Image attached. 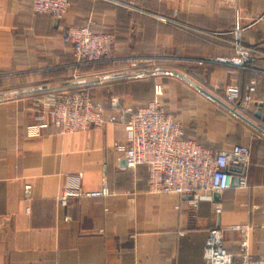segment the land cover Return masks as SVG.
Instances as JSON below:
<instances>
[{
    "label": "crops",
    "instance_id": "crops-1",
    "mask_svg": "<svg viewBox=\"0 0 264 264\" xmlns=\"http://www.w3.org/2000/svg\"><path fill=\"white\" fill-rule=\"evenodd\" d=\"M131 1L72 0L58 19L36 12L34 0H0V264H205L212 228L224 229L227 250H241L236 224L251 226L249 250L264 257V119L255 115L264 104V0H143L140 8ZM175 11L176 24L160 18ZM85 24L118 37L95 66H79L65 40L69 27ZM170 52L203 63L191 72L152 64ZM162 79L168 109L185 129L207 134L215 150L250 146L246 187L197 206L188 196L153 193L146 165L126 167L124 125L64 132L37 105L50 93L87 91L110 111L112 100L138 107ZM194 83L226 104L225 88L237 85L246 115ZM214 103L234 116L233 126ZM71 184L108 193L71 195L64 204Z\"/></svg>",
    "mask_w": 264,
    "mask_h": 264
},
{
    "label": "built area",
    "instance_id": "built-area-1",
    "mask_svg": "<svg viewBox=\"0 0 264 264\" xmlns=\"http://www.w3.org/2000/svg\"><path fill=\"white\" fill-rule=\"evenodd\" d=\"M71 3L72 0H34L33 7L38 13L63 19ZM65 40L72 44L74 55L81 63L102 60L114 46L111 34L96 32L90 25L69 27ZM261 79V75L252 79L251 93L257 90ZM162 94L163 86L158 84L155 86V96L149 102L133 107L112 100L111 106L115 109L111 111L104 101L95 99L88 92L50 93L37 105L43 110L41 118L51 115L53 124L64 132L107 123L124 125L129 134V142L124 147L126 167L146 165L149 170V189L153 193L190 196V201L197 206L202 200H213L215 193L234 187V177H239L237 186L246 187L251 160L250 146L237 143L231 149L215 150L212 146L202 144L189 135L170 112L162 100ZM225 100L236 108L245 109L237 85L225 88ZM45 125L42 123L33 129L38 132ZM70 188L74 189L67 190L60 198L64 204L71 195L95 197L108 193L107 187L84 191L78 184H71ZM24 193L26 198L32 197L31 183L25 185ZM222 209L221 203H216L217 212H222ZM233 229L242 233L241 250H227L224 246V229L212 228L206 242L205 264H264V257H256L249 250L251 226L236 224Z\"/></svg>",
    "mask_w": 264,
    "mask_h": 264
},
{
    "label": "rangeland",
    "instance_id": "rangeland-1",
    "mask_svg": "<svg viewBox=\"0 0 264 264\" xmlns=\"http://www.w3.org/2000/svg\"><path fill=\"white\" fill-rule=\"evenodd\" d=\"M134 2V3H133ZM166 2V1H165ZM125 4H132V5H137V7H139L140 8V6H141V4H140V2H137V1H131V2H126ZM160 18L162 19V20H164L165 22H171V23H178L179 21H177V12L175 11L174 12V14H173V16H167V15H160ZM85 25H90V24H85ZM82 26H84V25H82ZM91 26V25H90ZM93 29V28H92ZM93 30H95V29H93ZM96 31V30H95ZM96 32H105V33H109V34H111L113 37H114V46H113V48L115 47V45H116V41L118 40V37H117V35L116 34H114L115 32H110V31H96ZM113 51V50H112ZM112 51H111V53L109 54V55H107V56H105V57H103L102 58V60H100V61H97V62H93V63H81L79 60H77V64L79 65V66H82V65H91V66H95V65H98V64H101L102 62H104L109 56H111L112 55ZM145 59V58H144ZM151 60V59H150ZM183 62H185V63H183ZM194 63V64H193ZM201 63H203V61H201V60H192V61H189V60H184L183 58H181L180 56H177L175 53H173V52H170V54H160V55H157V56H155V58H153L152 59V64H154V66H157V67H162V66H164V65H167V64H174V65H177V66H180V64H185L184 66H185V68H186V71H188V72H191V70L192 69H194V68H197V67H195L196 65L195 64H201ZM195 81L196 82H198V80L197 79H195ZM199 83V82H198ZM158 84H160V85H162L163 86V94H162V100H163V102L168 106L169 104H168V102L166 101V99H165V89H166V87H165V81H164V79H162V80H160V81H158V82H156V84H155V86L156 85H158ZM67 92H70V91H67ZM80 92H87V91H80ZM89 93V92H88ZM90 94V93H89ZM91 95V94H90ZM96 99V98H95ZM152 99V98H151ZM150 99V100H151ZM149 100V101H150ZM101 101V100H100ZM149 101H147V102H149ZM147 102H145V103H147ZM214 108H215V110H216V112H222L221 113V115H222V117L219 115V114H217V117H221V118H223L222 120H223V122H224V124L226 125V128L229 126V125H232L233 123H234V121H235V118H234V116L230 113V112H228L225 108H223V107H220V106H218V105H216L215 103H214ZM245 110V109H244ZM239 112L241 113V114H244V115H246V112H244L243 111V109H242V111L241 110H239ZM176 118V117H175ZM220 118V119H221ZM183 125V124H182ZM224 125V126H225ZM233 126V125H232ZM187 130V129H186ZM234 130V129H233ZM187 132H188V134L189 135H191V136H193V137H195L198 141H200L202 144H205V145H207V146H210L211 144H209V143H207L206 142V135H204V134H197V132H194V129L193 128H191V132L190 131H188L187 130ZM226 132L228 133V134H230L231 133V130L230 129H228V130H226Z\"/></svg>",
    "mask_w": 264,
    "mask_h": 264
},
{
    "label": "water",
    "instance_id": "water-1",
    "mask_svg": "<svg viewBox=\"0 0 264 264\" xmlns=\"http://www.w3.org/2000/svg\"><path fill=\"white\" fill-rule=\"evenodd\" d=\"M194 84H195V85H196V86H197L202 92H204L205 94H207V95L211 96L212 98H214V99L220 101L217 97H215L214 95H212L209 91H207V90H205L204 88L200 87V86L197 85L196 83H194ZM220 102H222L223 105H224L225 107H227L229 110H231L233 113H236V114L239 115V112H237L234 108H231L228 104H226V103L223 102V101H220ZM258 105H259V109L256 111L255 115H256V117H258V118H262V119H264V114H263V106H264V104H263V102H259ZM238 183H239V177H234V178H233V186H237ZM218 196H219V193H215V197H218ZM188 197H190V196H188Z\"/></svg>",
    "mask_w": 264,
    "mask_h": 264
},
{
    "label": "trees",
    "instance_id": "trees-1",
    "mask_svg": "<svg viewBox=\"0 0 264 264\" xmlns=\"http://www.w3.org/2000/svg\"><path fill=\"white\" fill-rule=\"evenodd\" d=\"M143 0H137V2H142Z\"/></svg>",
    "mask_w": 264,
    "mask_h": 264
}]
</instances>
